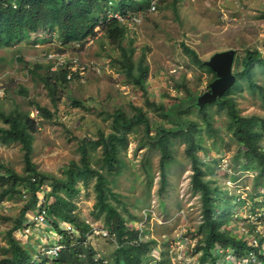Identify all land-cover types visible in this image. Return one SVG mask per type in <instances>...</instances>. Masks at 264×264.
Here are the masks:
<instances>
[{
	"label": "rangeland",
	"instance_id": "rangeland-1",
	"mask_svg": "<svg viewBox=\"0 0 264 264\" xmlns=\"http://www.w3.org/2000/svg\"><path fill=\"white\" fill-rule=\"evenodd\" d=\"M128 27V38L134 41L136 48L134 60L138 63L143 60V65L148 67L146 94L128 81L115 62L120 51L101 32L84 43H73L65 48L67 53L70 52L68 60L78 57L84 69L65 86L59 87L56 104L52 103L47 89L29 68L35 63H51L54 69L57 67L55 60L47 58L49 53L61 52L58 49L64 47L57 34L41 30L30 34V41L0 48V89H3L0 106L6 112L16 107L30 110L31 117L37 120L32 158L39 170L61 176L62 169L71 160L79 159L80 139L96 138L99 132L107 134L111 131V115L117 109L132 115L134 106L142 107L150 119L152 136L158 125L170 126L159 106L166 109L183 98L186 91L181 89L182 84L200 96L214 80L212 74L184 52L182 43L194 49L203 61L209 60L216 52L229 49H234L237 57H242L246 49L262 50L264 0H160L155 11L145 13L139 24ZM19 57L23 61L18 60ZM255 80L264 86V74L259 69ZM22 87L27 94L20 92ZM233 95L242 115L264 117V95L252 92L244 81L243 87ZM35 103L50 109L52 118L39 117ZM211 110L220 138L204 134L207 153L200 152V156L210 167L206 178L220 192L216 203L220 205L218 214L226 218L222 229L233 237L244 225L253 229L254 225L247 218L250 214L257 215L256 227L263 229L264 188H255L257 170H246L237 165L236 154L240 146L228 129V116L215 106ZM195 115L193 112L190 117ZM0 126H5L1 119ZM145 141L143 127H137V131L129 136V144L122 154L123 170L110 176L112 191L120 202L119 209L126 218L134 217L130 225L143 228L146 239L159 242L164 234L169 240L173 239L172 235H179L180 239L185 227L204 236L199 231L203 223L200 195L191 187L192 169L185 155L184 142L173 140L174 164L168 170L166 187L159 194L160 155L147 144L141 145ZM99 156L100 148L93 151L92 158L93 165L98 168L95 161ZM238 160L241 166L246 164L242 157L239 156ZM0 161L18 173H24L23 152L18 143L0 144ZM77 187L79 192L73 198L77 205L74 213L85 226L87 221L103 224L104 214L94 208V180L87 185L79 181ZM49 190L50 182H46L41 195ZM28 198L29 195H14L0 202V258L8 247V231L16 223ZM34 231L42 233L43 229L35 227ZM14 235L20 241L21 231ZM30 241L27 243L37 246L36 240ZM158 244L167 248L163 243ZM101 246L105 250L100 251L102 256L109 255L110 264H114L112 245L102 243ZM27 248L30 250L31 247ZM166 256L170 257L169 252Z\"/></svg>",
	"mask_w": 264,
	"mask_h": 264
},
{
	"label": "trees",
	"instance_id": "trees-1",
	"mask_svg": "<svg viewBox=\"0 0 264 264\" xmlns=\"http://www.w3.org/2000/svg\"><path fill=\"white\" fill-rule=\"evenodd\" d=\"M149 0H0V48L12 47L22 41H30V34L41 30L56 32L57 38L64 47L75 42L84 43L87 38L96 36V28L107 41L120 51L115 62L122 68L128 81L138 87L144 94L147 93L145 82L148 67L134 60V41L128 38V22H121L116 18H109L110 12L120 11L123 15L131 12H146ZM33 38V37H32ZM35 39V38H34ZM182 48L194 63L212 74H216L201 60L197 52L182 43ZM262 50L246 49L242 57L235 54L233 73L236 77L234 85L213 103L198 106V95L185 85L181 89L186 91L183 98H179L169 108L160 105L162 115L166 117L170 126L158 125L152 136L150 119L142 107L134 106L133 114L128 115L122 109L115 110L111 115V131L99 132L96 138L79 140V159L71 160L62 169L61 176L44 172L38 169L33 161V143L38 131L37 120L31 117L30 110L19 107L6 112L0 106V119L5 126H0V144L11 145L18 143L23 152L24 173H18L14 168L0 161V202L14 195H29L28 201L16 219L14 226L8 231V247L5 255L0 258V264H26L31 259V251L15 238V232L21 231L24 219L29 211H34L41 197L46 200L45 207L50 215L64 222L77 226L81 233L86 227L83 220L74 213L77 209L73 198L79 192L77 184L82 181L88 184L94 180L95 203L98 213L104 214L103 224L116 234L117 245H114L112 259L114 264H145L151 258V245L156 244L150 239L141 244L128 243L138 238L139 231L130 228L133 216L126 218L119 209L116 195L112 191L110 176L123 170V151L129 144V136L137 127H143V137L151 149L157 151L159 157V187L158 193H163L168 179V170L174 164L172 143L180 139L185 144V155L190 161L192 174L190 178L192 189L199 193L201 200V216L203 223L199 231L204 234L207 247L216 242L231 245L238 250L247 248V241L238 240L230 236L222 226L226 218L218 214L220 205L216 203L219 190L206 178L210 167L201 158L200 152L207 153L204 146V134L220 138L219 129L214 122L215 106L224 110L228 116V129L240 148L236 154L237 165L246 170L256 169L254 179L255 188H264V117L256 114L242 115L237 107L233 95L243 87V81L254 91L264 95V86L256 82L255 76L259 69L264 74V41ZM18 60L23 61L22 57ZM33 76L47 89L53 104H56L60 86L78 76L72 72L69 65L58 66L53 69L52 64L35 63L29 68ZM71 77L68 78V74ZM20 92L27 94L23 87ZM39 117L52 118L53 112L38 103L34 104ZM195 112L194 118L190 114ZM100 148V156L95 161L99 168L93 165V151ZM242 157L246 164L241 166L238 158ZM238 168V167H237ZM236 168V169H237ZM50 182V190L41 195ZM153 182V179L151 180ZM66 249L61 253L58 264H96L95 251L91 246H84L70 237H66ZM158 264H171L163 254Z\"/></svg>",
	"mask_w": 264,
	"mask_h": 264
},
{
	"label": "built area",
	"instance_id": "built-area-1",
	"mask_svg": "<svg viewBox=\"0 0 264 264\" xmlns=\"http://www.w3.org/2000/svg\"><path fill=\"white\" fill-rule=\"evenodd\" d=\"M158 0H152L151 11H155ZM115 17L124 21L123 17L119 14H115ZM142 20L141 16H132L131 23L139 24ZM67 52L49 53L47 58L55 60L58 66L69 65L72 72H81L84 66L79 62V58L72 57L68 60ZM71 73L68 74V78L71 77ZM3 89H0V95ZM1 98V97H0ZM39 112L37 111L36 114ZM264 149V145H263ZM27 197L26 194L23 195ZM46 200L41 197L38 201L36 209L31 214H26L24 219V225L21 229L20 241L31 247L30 251L33 252V258L26 264H58V259L66 249V237L74 239L78 243H82L84 246H91L94 251V261L96 264H110L109 255L102 256L100 251H105L101 246L102 243L105 246H111L114 252V245H117L116 234L109 227L104 224L99 225L96 222L87 221L84 232L81 233L79 228L72 223L64 222L60 219L49 214L45 207ZM148 217V216H146ZM145 217V218H146ZM248 221L254 225L253 229L248 227H241V232L236 235V239L247 241V248L238 250L231 245H224L216 242L212 247H207L204 241V236L195 233V230L185 227V233H182L179 239V235H172V240L168 239L166 234L163 235L161 241L156 240V244L151 245L150 255L151 258L145 264H158L163 254L166 255L169 252V258L171 264H264V227H256L257 215H249ZM256 218V219H255ZM255 220V221H254ZM35 227H41L42 233L34 231ZM130 228H134L139 231V236L136 239L129 240L131 244H141L150 239H146L143 228H135L130 225ZM30 239L37 241V246L30 245ZM179 240L178 242H175ZM113 242V244H111ZM175 242L176 246H174ZM158 243H163L167 246L166 249L158 246ZM29 244V245H28ZM154 246V247H153Z\"/></svg>",
	"mask_w": 264,
	"mask_h": 264
},
{
	"label": "water",
	"instance_id": "water-1",
	"mask_svg": "<svg viewBox=\"0 0 264 264\" xmlns=\"http://www.w3.org/2000/svg\"><path fill=\"white\" fill-rule=\"evenodd\" d=\"M235 54L234 49L220 51L205 61V64L216 74V78L209 83L208 90L198 96V106L213 103L234 85L236 81L233 73Z\"/></svg>",
	"mask_w": 264,
	"mask_h": 264
},
{
	"label": "clouds",
	"instance_id": "clouds-1",
	"mask_svg": "<svg viewBox=\"0 0 264 264\" xmlns=\"http://www.w3.org/2000/svg\"><path fill=\"white\" fill-rule=\"evenodd\" d=\"M133 1H138V0H133ZM159 1L160 0H158L157 1V7H158V5H159ZM151 2H152V0H149V7L147 8V10H146V12L145 13H147V12H153V11H151L150 10V7H151ZM157 7H156V9H157ZM144 11H139V12H131V11H129L126 15H123L120 11H116V12H110L109 14H108V17L109 18H116L115 17V14H119V15H121L122 17H123V19H124V21H122V20H120V19H118V18H116V19H118V20H120L121 22H128V25L129 26H131L132 25V23L130 22L131 21V17L132 16H141L142 18L144 17ZM142 21V20H141ZM96 31H98V32H100V26H98L97 28H96ZM54 33H56V32H54ZM88 39V38H87ZM86 39V40H87ZM61 42V41H60ZM75 43H81V42H75ZM61 52H67V49H65L64 48V51H61ZM68 53H70V52H68ZM54 69V68H53Z\"/></svg>",
	"mask_w": 264,
	"mask_h": 264
}]
</instances>
